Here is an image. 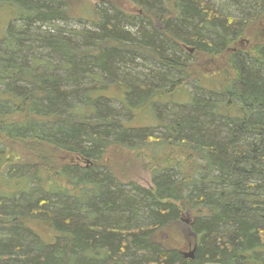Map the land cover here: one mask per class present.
I'll use <instances>...</instances> for the list:
<instances>
[{
	"label": "trees",
	"instance_id": "trees-1",
	"mask_svg": "<svg viewBox=\"0 0 264 264\" xmlns=\"http://www.w3.org/2000/svg\"><path fill=\"white\" fill-rule=\"evenodd\" d=\"M236 2L238 17L207 0H0V264H264V43L237 46L264 0ZM71 19L93 29L54 26ZM190 49L224 68L161 134L131 127L192 77ZM112 149L147 160L152 187L124 186ZM183 212L192 260L156 237Z\"/></svg>",
	"mask_w": 264,
	"mask_h": 264
},
{
	"label": "rangeland",
	"instance_id": "rangeland-1",
	"mask_svg": "<svg viewBox=\"0 0 264 264\" xmlns=\"http://www.w3.org/2000/svg\"><path fill=\"white\" fill-rule=\"evenodd\" d=\"M73 3L70 5V11L73 12L77 8H82L80 5L81 0H70ZM88 1V0H87ZM124 2V0H118ZM213 3V5L221 10L224 15H231L233 17L239 16V11L237 10L238 5L236 0H207ZM243 2L244 0H237ZM250 1V0H247ZM254 1V0H252ZM91 3L99 4L100 0H90ZM126 10L133 13L138 11V9L134 8L131 4H124ZM0 12V31L6 26V17L1 15ZM136 14V13H135ZM54 26L61 27L69 30H81V29H93V25L90 22L78 21L76 19H71L68 21H59L54 23ZM46 27H42L41 29H45ZM132 31H135V28H129ZM264 43V17L251 31H248L243 35L237 42V46L240 48H245L251 45H257ZM190 52V51H189ZM190 53H193L191 51ZM224 58L212 57L209 55L193 53V58H191V66L193 68L192 77L187 78L185 75H179V78L186 79L187 83L182 86L177 91L173 92L171 95L166 96L160 100L161 103H167L166 105L159 106L161 112H156L150 109L141 108L138 109L135 113V117L133 120L129 122L131 127H150V130L159 135L163 132V129L157 127L160 119L163 118L162 121L166 122L167 118H165V114L168 111L181 109L183 106H188L191 91L195 87V78L208 77L212 73H216L218 70L224 68ZM134 70L139 71L142 74L152 75V73L159 72L161 68L158 64L151 60H142L135 59L133 64L131 65ZM218 80L220 79V75L218 74ZM202 85V84H201ZM112 93V92H111ZM114 107L118 110L122 109V106L113 101ZM165 110L166 112H162ZM133 117V116H132ZM165 118V119H164ZM8 149L14 153L13 146L11 142H8ZM14 150H18L14 148ZM17 152H20L19 150ZM54 157L59 165L67 164L68 162H72L73 158L70 153L65 151L56 150L54 153ZM106 162L109 164V167L113 170L116 177L122 182L124 186L128 183H136L142 187L149 188L152 187L151 183V175L150 170H148V161L142 160V158L134 157V153L132 151L127 150H114L112 149L106 155ZM128 187V186H126ZM195 217V213L193 212H183L182 219L177 222L175 225L167 227L159 233H157L156 237L166 246L174 247L179 249L181 254L189 253L194 248L193 236L189 229V224L191 220ZM210 264V263H209Z\"/></svg>",
	"mask_w": 264,
	"mask_h": 264
},
{
	"label": "water",
	"instance_id": "water-1",
	"mask_svg": "<svg viewBox=\"0 0 264 264\" xmlns=\"http://www.w3.org/2000/svg\"><path fill=\"white\" fill-rule=\"evenodd\" d=\"M191 51H192V49H190V52ZM194 250H195V246L191 251H189V253L183 254L184 258L192 260L194 258Z\"/></svg>",
	"mask_w": 264,
	"mask_h": 264
},
{
	"label": "bare ground",
	"instance_id": "bare-ground-1",
	"mask_svg": "<svg viewBox=\"0 0 264 264\" xmlns=\"http://www.w3.org/2000/svg\"><path fill=\"white\" fill-rule=\"evenodd\" d=\"M73 34V33H72Z\"/></svg>",
	"mask_w": 264,
	"mask_h": 264
}]
</instances>
